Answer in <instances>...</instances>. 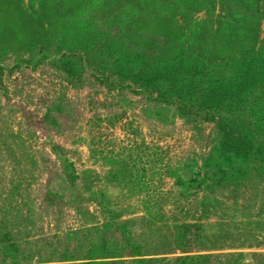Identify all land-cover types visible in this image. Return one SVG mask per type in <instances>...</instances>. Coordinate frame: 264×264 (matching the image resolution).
<instances>
[{"label": "rangeland", "instance_id": "1", "mask_svg": "<svg viewBox=\"0 0 264 264\" xmlns=\"http://www.w3.org/2000/svg\"><path fill=\"white\" fill-rule=\"evenodd\" d=\"M229 252L264 262V0H0V264Z\"/></svg>", "mask_w": 264, "mask_h": 264}, {"label": "trees", "instance_id": "2", "mask_svg": "<svg viewBox=\"0 0 264 264\" xmlns=\"http://www.w3.org/2000/svg\"><path fill=\"white\" fill-rule=\"evenodd\" d=\"M108 86H110L111 84L108 83ZM111 87V86H110ZM187 112L185 111L182 112V115H185ZM156 174H158L159 172H155ZM150 181V180H148ZM258 257H264V254H258ZM221 257H225L226 261L224 262V264H240L242 258L245 257V254L243 252H229L227 254L221 255ZM212 260V256H210L209 254H197L194 256H178L176 257L175 261L179 264H213ZM156 260H154L153 258L150 259H140L138 260V262L140 264H151L152 262H154ZM264 264V262H262ZM105 264H123L121 262H110V263H105Z\"/></svg>", "mask_w": 264, "mask_h": 264}, {"label": "water", "instance_id": "3", "mask_svg": "<svg viewBox=\"0 0 264 264\" xmlns=\"http://www.w3.org/2000/svg\"><path fill=\"white\" fill-rule=\"evenodd\" d=\"M190 175H191V172H190L189 170H186V171L184 172V176H185L186 178H189Z\"/></svg>", "mask_w": 264, "mask_h": 264}]
</instances>
